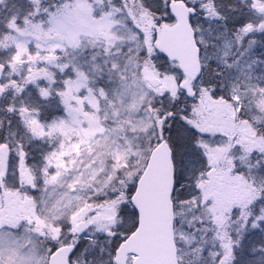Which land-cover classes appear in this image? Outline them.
I'll list each match as a JSON object with an SVG mask.
<instances>
[{
	"label": "snow or ice",
	"instance_id": "obj_1",
	"mask_svg": "<svg viewBox=\"0 0 264 264\" xmlns=\"http://www.w3.org/2000/svg\"><path fill=\"white\" fill-rule=\"evenodd\" d=\"M0 264H264V0H0Z\"/></svg>",
	"mask_w": 264,
	"mask_h": 264
}]
</instances>
